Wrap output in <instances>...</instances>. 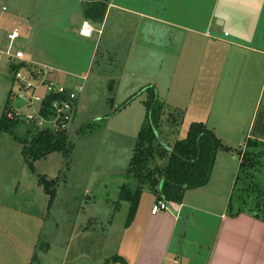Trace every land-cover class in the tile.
Wrapping results in <instances>:
<instances>
[{"label":"crops","instance_id":"obj_1","mask_svg":"<svg viewBox=\"0 0 264 264\" xmlns=\"http://www.w3.org/2000/svg\"><path fill=\"white\" fill-rule=\"evenodd\" d=\"M77 1L80 4L71 3L65 14L73 29L58 35L59 56L48 62L57 81L84 90L83 81L97 64L101 71H114L104 79L114 93L113 105L151 86L167 111L181 110L183 121L203 122L231 148L216 153L208 182L187 190L181 202L171 201L169 210L152 214V193L149 212L136 210L123 225L121 242L105 258L107 264H264V220L226 208L242 155L252 161L250 175L256 169L263 180L252 158L264 155V124L255 138L242 137L264 94V0H109L104 21L92 23L88 37L79 34L85 0ZM75 12L83 17L78 24L72 20ZM104 39L113 50L97 59ZM6 44V35L0 34V49ZM145 99L137 96L117 112L130 111L128 120L140 128ZM21 147L13 158L18 161L19 155L26 162ZM15 183L14 178L0 191L14 192ZM27 204L0 200V264H31L30 256L15 261L24 250H12L27 246L21 239L31 231L23 217L33 220L31 234L39 240L44 211L26 214ZM15 235L22 237L13 246Z\"/></svg>","mask_w":264,"mask_h":264},{"label":"rangeland","instance_id":"obj_2","mask_svg":"<svg viewBox=\"0 0 264 264\" xmlns=\"http://www.w3.org/2000/svg\"><path fill=\"white\" fill-rule=\"evenodd\" d=\"M73 2L80 4L77 0H0V34L5 36L14 26L19 27L21 38L14 42V48L20 49L35 62L48 64L52 56H59L58 35L63 34V30L73 29L65 17L66 9ZM108 49L113 50L105 39L102 40L97 49V59ZM113 72L101 71L96 64L89 73V79L83 81L84 90L78 93L77 115L66 132L70 150L53 151L30 162H24L19 155L18 161L13 158V152H18L17 148L21 144L16 136L30 139L40 127L25 118L31 108L26 107L24 99L13 94L16 86L11 76L5 71L0 73V118L9 97L8 109L18 114L13 119L19 121L11 129L12 132H0V140H9L0 141V154H3L0 158V173L4 172L0 175V187L8 186L14 178L16 181L14 192H10V189L0 191V200L20 206H25L27 202L26 210L29 212L26 214L35 209L39 211L40 208L44 211L39 240L35 241L31 234L33 220L20 216L25 224H29L31 232L25 239H21L23 233L22 236H14L16 240L13 246L20 239L27 244L26 247L15 246L12 249L18 253L25 251L24 256H16L15 261H23V258L30 256L31 264H107L110 261L105 258L111 257L117 250L129 212V204L119 199V188L126 182V169L139 124L128 120L130 111L125 114L115 111L117 104L111 102L114 93L104 80ZM136 93L141 98L147 97L146 86ZM255 109L242 141L247 134L248 138L251 135L255 138L262 129L264 94ZM178 113L183 114L181 110H168L161 121V135L166 144L186 136L189 122L183 121V117L177 131L172 126V120L178 119ZM13 139H17L20 144ZM252 159L256 161L263 180L258 179L256 169L253 173L251 171L250 185L246 191L250 196H244L245 201L241 205L246 209L251 207L250 204H255L257 196L264 197L261 195L264 194V155ZM157 162L162 164L164 160ZM249 162L245 160L244 165L252 168V161ZM243 174L240 171L236 176L232 186L233 195L231 198L229 196L226 208L237 210L240 206V194L247 188L244 187ZM43 176L53 181L55 193L51 200L50 194L44 192L43 187H38V179ZM49 200L51 203L48 206ZM152 200V192L143 187L136 209L149 212ZM46 243L49 246L46 247ZM29 248L30 253L27 251ZM113 259L110 258L111 261Z\"/></svg>","mask_w":264,"mask_h":264},{"label":"trees","instance_id":"obj_3","mask_svg":"<svg viewBox=\"0 0 264 264\" xmlns=\"http://www.w3.org/2000/svg\"><path fill=\"white\" fill-rule=\"evenodd\" d=\"M108 2L109 0H85L82 12L84 20L101 24L106 16ZM146 90L148 92L144 101L146 114L133 144V152L125 174L126 182H123L119 188V199L129 204L126 225L131 222L136 213L143 187H147L156 195V199H162L167 204H170L171 201L181 202L187 190L205 185L208 182L216 153L219 150H231V148L224 146L214 131L206 127L201 121L189 122L185 137L175 139L172 144L163 142L160 124L165 117L166 106L159 101L157 93L151 86L147 87ZM136 96L137 93L128 97L126 101L116 107L115 111L125 107ZM57 97L58 95L51 94L47 98V103L49 104V101L51 102ZM8 104L9 97L1 113L0 132H12L11 129L19 122L15 118L10 119L5 115L10 110ZM178 114V119L172 120L175 131H177V126L183 117V114ZM67 131L40 128L32 133L30 139L15 136L22 145L21 153L25 161L30 162L33 159L45 157L53 151H69ZM244 159L246 160V155L241 158L237 176L240 171L245 173L243 179L246 184L245 188H247L240 194V206L236 211H249L264 220V197L257 196L255 204H250L251 207L248 209L241 206L245 201L244 196H250V193L247 194L246 191L250 185L249 177L252 176L248 167L244 165ZM157 160H164V162L161 164ZM38 181L44 192L50 194L51 200L55 193L53 181L44 176L39 177ZM50 200L48 205L51 203ZM228 206H230V200ZM233 209L228 207V210L236 213Z\"/></svg>","mask_w":264,"mask_h":264},{"label":"built area","instance_id":"obj_4","mask_svg":"<svg viewBox=\"0 0 264 264\" xmlns=\"http://www.w3.org/2000/svg\"><path fill=\"white\" fill-rule=\"evenodd\" d=\"M93 30L89 20L80 22V35L91 36ZM6 37L7 45L0 49V73L5 71L11 76L16 86L13 94L24 99L26 107L31 108V111L25 115L27 121L40 128L68 130L75 114V101L82 86L77 85L74 88L65 86L55 78L53 66L35 62L27 58L20 49H15L14 42L20 38L18 28L10 30ZM82 78L85 80L87 77ZM51 94H56L58 97L48 104L47 98ZM5 115L12 119L18 114L9 110ZM168 207L165 201L156 199L151 206V213L167 211Z\"/></svg>","mask_w":264,"mask_h":264},{"label":"water","instance_id":"obj_5","mask_svg":"<svg viewBox=\"0 0 264 264\" xmlns=\"http://www.w3.org/2000/svg\"><path fill=\"white\" fill-rule=\"evenodd\" d=\"M83 17L81 16V14L79 13H74L72 14V20L75 22V23H79V20H81Z\"/></svg>","mask_w":264,"mask_h":264}]
</instances>
